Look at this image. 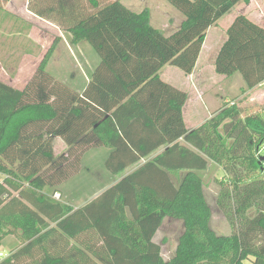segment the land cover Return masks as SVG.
Wrapping results in <instances>:
<instances>
[{
	"label": "trees",
	"instance_id": "trees-1",
	"mask_svg": "<svg viewBox=\"0 0 264 264\" xmlns=\"http://www.w3.org/2000/svg\"><path fill=\"white\" fill-rule=\"evenodd\" d=\"M88 1L90 9L75 0L31 7L43 19L59 17L71 45L86 41L100 56L82 92L46 70L55 45L23 89L0 80V247L9 234L21 241L0 264H264V115L242 118L233 104L189 132L187 93L160 77L168 65L192 74L208 30L250 0H165L185 18L168 37L151 25L148 10ZM215 71L240 74L248 91L263 84L264 27L238 15ZM130 102L139 114L117 135L111 114ZM56 138L68 146L59 158ZM164 146L79 210L54 198H63L62 186L93 149L110 150L107 167L117 175ZM211 163L227 176L217 203L229 236L211 227L201 174ZM167 218L185 227L168 261L154 242Z\"/></svg>",
	"mask_w": 264,
	"mask_h": 264
},
{
	"label": "rangeland",
	"instance_id": "rangeland-1",
	"mask_svg": "<svg viewBox=\"0 0 264 264\" xmlns=\"http://www.w3.org/2000/svg\"><path fill=\"white\" fill-rule=\"evenodd\" d=\"M49 1L13 0L12 2L10 0L8 3H0V80L16 88L23 89L33 78L47 52L55 45V51L46 70L58 80L79 92L84 84L89 81L91 73L99 65L100 56L86 41L71 45L69 37L65 33V25L62 22L59 23V17L43 19L31 11V7H39V3L45 6ZM75 1L79 5H84L87 9L91 8L88 0ZM112 1L114 0H102V4ZM121 2L134 12L148 10L151 15V25L167 37L176 32L185 19L180 11L165 0H121ZM239 6L238 4L231 14L220 21L217 28L211 30L206 39L204 57L212 59L213 64L223 38H227V24L230 23L233 16L242 14L238 11L243 12L245 15V7ZM37 9L39 10V8ZM11 52L13 54H10ZM213 64L211 63L212 68L210 67V70L208 68L207 77L204 78L206 84H208L205 87L208 97H211V100H217L211 118L220 113L226 106L230 107L233 104L240 109L242 118L249 115H264V83L249 92L246 90L240 74H236L232 78H226V76L216 73ZM212 73L213 77L211 79ZM186 75V73L174 67H168L167 70L161 72V76L165 80L168 79L177 86L189 90V85L186 84ZM208 78L210 79L208 80ZM224 78L226 79L222 80ZM229 87L233 90L220 92L225 89L228 90ZM227 100L228 102H226ZM222 131L224 132L223 129ZM55 151L56 158L66 154V152L63 153L64 151L58 144ZM259 164L264 168V161H259ZM210 165V168L201 174H203L205 197L212 210L211 227L219 236H229L233 233V228L217 203L220 182L227 181V176L220 166L213 163ZM86 169L87 167H85ZM4 179L5 176L0 174V183ZM69 183L71 186L66 189V194L73 195L75 189L74 179ZM15 197H20V195L16 194ZM59 199L55 200L67 202L61 195ZM184 229V223L180 220L167 218L163 223L155 238L156 243L162 248L165 260L168 261L174 256ZM20 246L21 241L18 233L7 235L0 247V261L7 258ZM245 264H250V262L248 261Z\"/></svg>",
	"mask_w": 264,
	"mask_h": 264
},
{
	"label": "crops",
	"instance_id": "crops-1",
	"mask_svg": "<svg viewBox=\"0 0 264 264\" xmlns=\"http://www.w3.org/2000/svg\"><path fill=\"white\" fill-rule=\"evenodd\" d=\"M12 2H13V0H12ZM238 4L240 6L245 7L244 13L248 19H250L252 22L258 24L259 26L264 27V0H250L249 3H245L244 1H241ZM233 9L208 30L207 37H208L209 33L211 32V30L217 28L220 21H222L226 16L231 14ZM238 12L243 14V12H241V11H238ZM237 16H233L231 18L230 23L227 24L226 35H227V31H228L229 27L232 25V23L234 22V20L236 19ZM0 22H1V17H0ZM207 37H206V39H207ZM226 39L227 38H223V42H222L220 48L218 49V53H219L221 47L223 46L224 42L226 41ZM205 43H206V41H205ZM205 43L203 45L201 54L198 58V62L196 64V67H195L193 73L190 75H186L187 76V83L186 84H187V86L189 85V87H188L189 90H187L186 88H182L180 86H177L176 84H174L173 82H171L168 79L165 80V78H162L161 72L167 70L168 67H173V66H170V65L165 66L160 71V77L164 82L172 85L173 87H175L179 90L186 92L188 95L187 102H186L184 109H183V118H184L185 126L189 132L196 130L197 128H199L200 126L205 124L208 120H210V118L212 116L211 113L213 112L214 105L217 103V100H211L212 98L208 97L207 92L205 91L206 90L205 87L208 86V84H206V81L204 80V78L207 77L206 74L208 72V68H209V70L212 68L211 63L213 64L212 59L210 60V59H207L206 56L204 57V54H205L204 52L206 49ZM218 53L216 54V58L218 56ZM10 54H13V52H11ZM216 58H215V61L213 64L214 70H215ZM212 77H213V73H212L211 79H212ZM226 78H224L222 80H225ZM209 79L210 78H208V80ZM87 82H86V84H87ZM86 84H84L82 90L79 92L83 91ZM225 84H226V81L224 82L223 85L225 86ZM10 86H13V85H10ZM240 88H241V86H240ZM229 90L231 91L233 89H230V87H229L228 90L225 89V90H222L220 92L224 93V92L229 91ZM249 92H251V91H249ZM226 102H228V100ZM114 113H115V111L111 114V116H112L113 121H114L116 133H117V135H121L122 132L126 129V127L130 123L135 121V119L137 118V116L139 114V111L135 107V105L130 102L129 104H127L126 107H123L120 111H118L116 113V115H114ZM137 127L139 128V124L137 125ZM57 144L64 151L63 153H65V152L67 153L68 146L60 138H56L54 140V153H56L55 150H56ZM165 149H166L165 146L158 149L157 151L153 152L152 154H150L148 157L142 159L141 161H139L135 164H131L123 172H121L117 175H113L110 172L109 168L107 167V160H108L109 155H110V150L99 148V149H93V150L87 152L82 159V170H81V172L73 178L74 182H75V189H74L73 195L72 194H70V195L66 194L67 193L66 189L68 188V186H71L70 183H68L67 186H66V183L62 186L63 197L67 200V202H65V203H67L69 206L73 207L74 210H79V209L85 207L89 203L97 200L105 191H107L108 189L117 185L126 176L134 173L141 166H143L147 161L152 160L156 156L161 154ZM85 167H87L86 170H85ZM173 179L176 183L178 182V177H173ZM70 204H73V205H70ZM154 242L156 243V238H154Z\"/></svg>",
	"mask_w": 264,
	"mask_h": 264
},
{
	"label": "built area",
	"instance_id": "built-area-1",
	"mask_svg": "<svg viewBox=\"0 0 264 264\" xmlns=\"http://www.w3.org/2000/svg\"><path fill=\"white\" fill-rule=\"evenodd\" d=\"M3 182H1L0 184H2ZM54 198L55 199H59L60 198V195L59 194H56V195H54ZM60 200V199H59Z\"/></svg>",
	"mask_w": 264,
	"mask_h": 264
},
{
	"label": "water",
	"instance_id": "water-1",
	"mask_svg": "<svg viewBox=\"0 0 264 264\" xmlns=\"http://www.w3.org/2000/svg\"><path fill=\"white\" fill-rule=\"evenodd\" d=\"M261 161H264V156H263V157H261V159H260V162H261Z\"/></svg>",
	"mask_w": 264,
	"mask_h": 264
}]
</instances>
